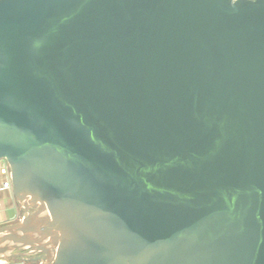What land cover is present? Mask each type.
<instances>
[{"label": "water", "instance_id": "95a60500", "mask_svg": "<svg viewBox=\"0 0 264 264\" xmlns=\"http://www.w3.org/2000/svg\"><path fill=\"white\" fill-rule=\"evenodd\" d=\"M0 258L264 264V0H0Z\"/></svg>", "mask_w": 264, "mask_h": 264}, {"label": "crops", "instance_id": "0c3cea01", "mask_svg": "<svg viewBox=\"0 0 264 264\" xmlns=\"http://www.w3.org/2000/svg\"><path fill=\"white\" fill-rule=\"evenodd\" d=\"M10 181L9 186H4ZM24 213L21 203L13 193L11 169L5 159H0V227L18 221ZM0 264H31L21 258H0Z\"/></svg>", "mask_w": 264, "mask_h": 264}, {"label": "built area", "instance_id": "2783aa9c", "mask_svg": "<svg viewBox=\"0 0 264 264\" xmlns=\"http://www.w3.org/2000/svg\"><path fill=\"white\" fill-rule=\"evenodd\" d=\"M10 183H11L10 181H6V182L4 183V186H9Z\"/></svg>", "mask_w": 264, "mask_h": 264}]
</instances>
